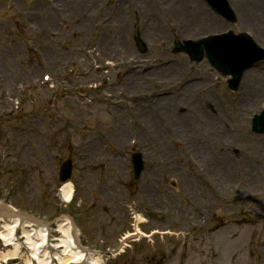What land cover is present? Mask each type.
Returning a JSON list of instances; mask_svg holds the SVG:
<instances>
[{"label": "rangeland", "instance_id": "obj_1", "mask_svg": "<svg viewBox=\"0 0 264 264\" xmlns=\"http://www.w3.org/2000/svg\"><path fill=\"white\" fill-rule=\"evenodd\" d=\"M228 1L235 25L200 0H0V201L34 212L51 233L69 216L77 242L102 254L128 230L130 206L146 234L168 233L104 264H264V139L249 130L264 108V62L229 93L205 62L171 52L173 39L228 30L264 48V0ZM166 95L174 125L160 138L138 132L139 112ZM205 97L214 105L203 110ZM68 143L74 197L65 206L56 173ZM219 145L231 147L226 162L205 168L196 149ZM137 151L145 166L134 183Z\"/></svg>", "mask_w": 264, "mask_h": 264}, {"label": "bare ground", "instance_id": "obj_2", "mask_svg": "<svg viewBox=\"0 0 264 264\" xmlns=\"http://www.w3.org/2000/svg\"><path fill=\"white\" fill-rule=\"evenodd\" d=\"M194 90L196 93H199V90L197 88H194ZM175 103L176 102L173 101L172 99L170 100V97H169L167 99L160 100L159 103L157 102V104H154L153 106L152 104H150L151 112L148 113L149 116L145 117L146 119L142 121V124L139 123V127L141 126L145 127L144 131L148 132L149 136H152V138L153 137L160 138V135L158 134L163 130L161 127L164 128V126L170 127L171 124L174 125L175 118L168 111L169 109L172 111L175 110L174 109L176 106ZM211 103L212 101L208 97L202 98L201 100L202 109L204 110L207 106H211ZM159 108L165 109L166 113H158ZM204 145H205L204 143L200 142L198 146L200 149H202L201 147H203ZM230 148H231L230 146L222 147L221 145H219L218 147L215 148V151L213 150L214 151L213 154L205 153L202 150L196 149V155L198 159L202 161V163L204 162V166L205 168H207L209 165H211L212 161L216 162L219 165L225 163L227 160L226 158L227 156L222 151L226 149H230ZM183 162L185 163L184 159H183ZM61 193H62V198L64 199V201L65 202L69 201L71 198V194H72L71 185L68 183L64 184V186H62ZM0 224L2 225V228H3V231L2 232L0 231V240L3 241L8 246L13 245L15 247V243L13 241L14 239L12 238L13 233L15 232L18 226L24 225V224L28 225L29 223L24 222V220L16 213L3 212L0 214ZM40 226H43V225H40ZM58 229L62 232V237L64 238L60 241V244L62 246H64L66 249H69L70 251H71V248L77 247L76 241L72 233L73 229H72L71 223L69 224L66 220H62L58 222ZM25 237L27 239V243L30 245V247L33 250L32 255L35 257V259H37L39 264H42L40 262L44 261L43 257H39L38 255L35 256L36 254H35L34 248H36L37 242L31 240V237H29L28 233L25 234ZM40 242L42 241L40 240ZM71 252L74 256L77 255L73 253V251ZM8 255L9 253L0 254V257L4 259ZM12 255H15V254H12ZM70 258L72 257L65 258L64 262L65 263L69 262Z\"/></svg>", "mask_w": 264, "mask_h": 264}, {"label": "water", "instance_id": "obj_3", "mask_svg": "<svg viewBox=\"0 0 264 264\" xmlns=\"http://www.w3.org/2000/svg\"><path fill=\"white\" fill-rule=\"evenodd\" d=\"M211 3L213 4L212 7L215 12L219 13L221 16H227V12L225 11L226 9L219 8L217 4L216 6L214 0H211ZM229 36H223L216 41H201L195 44L187 42L183 47L177 45L174 49V52L184 51L190 55L192 60L197 62H199L202 57L205 56L210 64L221 74H228L233 77V81L231 83L229 82V88L231 90H235L237 85L236 80L240 74L246 68L261 60V56L259 51H256L253 45H251L243 37V35H239L237 37ZM256 122L263 123L264 117L262 116V118H258ZM254 130L264 133V129L260 130L257 127H254ZM69 166V162L64 164L66 170L62 181H65L67 178H69Z\"/></svg>", "mask_w": 264, "mask_h": 264}]
</instances>
